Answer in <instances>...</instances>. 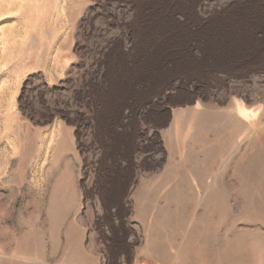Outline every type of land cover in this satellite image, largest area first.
I'll use <instances>...</instances> for the list:
<instances>
[{"label": "rangeland", "instance_id": "1", "mask_svg": "<svg viewBox=\"0 0 264 264\" xmlns=\"http://www.w3.org/2000/svg\"><path fill=\"white\" fill-rule=\"evenodd\" d=\"M0 264H264V0H0Z\"/></svg>", "mask_w": 264, "mask_h": 264}, {"label": "bare ground", "instance_id": "2", "mask_svg": "<svg viewBox=\"0 0 264 264\" xmlns=\"http://www.w3.org/2000/svg\"><path fill=\"white\" fill-rule=\"evenodd\" d=\"M236 39V38H235ZM238 39V38H237ZM238 43H239V41H237V40H235V41H233L232 42V44H229L230 45V48H233L232 46L234 45L235 47H238ZM240 44V43H239ZM229 48V49H230Z\"/></svg>", "mask_w": 264, "mask_h": 264}]
</instances>
